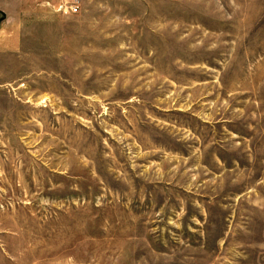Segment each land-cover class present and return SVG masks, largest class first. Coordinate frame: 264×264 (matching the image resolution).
<instances>
[{
    "label": "rangeland",
    "instance_id": "rangeland-1",
    "mask_svg": "<svg viewBox=\"0 0 264 264\" xmlns=\"http://www.w3.org/2000/svg\"><path fill=\"white\" fill-rule=\"evenodd\" d=\"M79 1L9 16L0 264H264V0Z\"/></svg>",
    "mask_w": 264,
    "mask_h": 264
},
{
    "label": "crops",
    "instance_id": "crops-1",
    "mask_svg": "<svg viewBox=\"0 0 264 264\" xmlns=\"http://www.w3.org/2000/svg\"><path fill=\"white\" fill-rule=\"evenodd\" d=\"M32 1L34 3L31 2L27 5V0H0V75L3 72L1 69L7 66L6 61L10 58L12 52L17 58L21 44L20 20L17 19L11 23L9 20L10 14L21 18L19 15L23 11L22 9L28 6L27 16L29 15V18L47 19L53 17L54 13L59 11L56 7L57 0ZM2 81L6 80L2 79Z\"/></svg>",
    "mask_w": 264,
    "mask_h": 264
},
{
    "label": "built area",
    "instance_id": "built-area-1",
    "mask_svg": "<svg viewBox=\"0 0 264 264\" xmlns=\"http://www.w3.org/2000/svg\"><path fill=\"white\" fill-rule=\"evenodd\" d=\"M79 0H72L70 3H67L64 1L59 7L58 10H62L64 12H69V13H76L79 10L80 4Z\"/></svg>",
    "mask_w": 264,
    "mask_h": 264
}]
</instances>
